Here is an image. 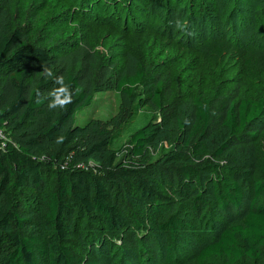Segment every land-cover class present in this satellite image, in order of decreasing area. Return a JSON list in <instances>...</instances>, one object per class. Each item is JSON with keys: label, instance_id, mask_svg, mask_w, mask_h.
I'll return each instance as SVG.
<instances>
[{"label": "trees", "instance_id": "obj_1", "mask_svg": "<svg viewBox=\"0 0 264 264\" xmlns=\"http://www.w3.org/2000/svg\"><path fill=\"white\" fill-rule=\"evenodd\" d=\"M66 50L30 44L0 7V264H97L88 257L95 252L94 237L85 234L93 226L90 220L98 233L118 234L134 252L141 247L154 256L160 239L169 243V254L184 249L189 237L198 236L210 204L201 168L214 177L216 213L229 207L244 211L245 201L248 207L240 222L222 229L200 251L198 262L258 260L264 251L263 167L252 169L251 177L229 168L227 177L210 163L162 167L128 158L116 163L113 155L107 169L81 168L106 154L118 138L107 122L77 125V113L90 107L96 94L117 90L134 96L140 88L143 97L135 109L147 107L162 117L131 137L133 158H143L162 135L175 94L168 81L141 64L132 75L120 76L88 49ZM217 54L223 55L220 49ZM252 61H245L249 71ZM220 98L193 99L187 137L176 138L182 144L177 160L205 156L212 138L221 141L218 157L259 139L264 98L240 97L238 88ZM174 122L183 132L185 123Z\"/></svg>", "mask_w": 264, "mask_h": 264}, {"label": "rangeland", "instance_id": "obj_2", "mask_svg": "<svg viewBox=\"0 0 264 264\" xmlns=\"http://www.w3.org/2000/svg\"><path fill=\"white\" fill-rule=\"evenodd\" d=\"M0 7L7 10L13 27L21 29L32 45L48 51L63 47L67 53L88 49L100 61L114 66L120 76L132 75L141 64L173 87L170 117L143 158H133L129 141L151 120L162 122V117L147 107L135 109L143 97L140 88L134 96L117 90L96 94L93 104L77 113L76 123L107 122L118 138L106 154L88 160L81 168L107 169L113 155L116 163L128 158L162 167L199 168L210 163L227 177L229 168L248 177L255 167L264 168V117L261 135L253 144L218 157L221 141L212 138L205 156L185 161L175 158L182 148L176 138L183 137L184 142L187 137L194 98L216 101L237 88L240 97L264 98V0H0ZM218 49L223 55L217 54ZM247 59H253L254 71L246 68ZM175 119L185 123L183 132L178 131ZM198 171L210 204L198 236L189 237L184 249L177 247L169 254L165 248L169 243L160 239L154 256L141 247L134 252L118 234L109 237L98 233L96 221L90 220L93 226L86 227L85 234L94 237L95 252L88 257L97 264H200V251L213 243L222 229L240 222L248 203L243 202L244 211L229 207L216 213L211 195L214 177L203 168ZM48 181L49 188L54 187V178ZM122 236L128 237L125 233ZM171 255L172 262L168 261ZM206 264L225 261L211 258ZM237 264H264V251L258 260L243 259Z\"/></svg>", "mask_w": 264, "mask_h": 264}, {"label": "built area", "instance_id": "obj_3", "mask_svg": "<svg viewBox=\"0 0 264 264\" xmlns=\"http://www.w3.org/2000/svg\"><path fill=\"white\" fill-rule=\"evenodd\" d=\"M3 137V133H2V131L0 130V138H2Z\"/></svg>", "mask_w": 264, "mask_h": 264}]
</instances>
